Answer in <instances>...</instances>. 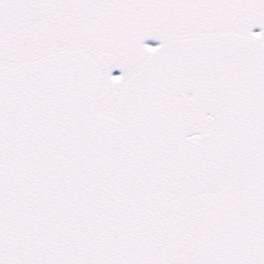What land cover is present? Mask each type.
<instances>
[{
	"label": "snow or ice",
	"instance_id": "snow-or-ice-1",
	"mask_svg": "<svg viewBox=\"0 0 264 264\" xmlns=\"http://www.w3.org/2000/svg\"><path fill=\"white\" fill-rule=\"evenodd\" d=\"M0 264H264V0H0Z\"/></svg>",
	"mask_w": 264,
	"mask_h": 264
},
{
	"label": "rangeland",
	"instance_id": "rangeland-1",
	"mask_svg": "<svg viewBox=\"0 0 264 264\" xmlns=\"http://www.w3.org/2000/svg\"><path fill=\"white\" fill-rule=\"evenodd\" d=\"M258 30V29H257Z\"/></svg>",
	"mask_w": 264,
	"mask_h": 264
}]
</instances>
